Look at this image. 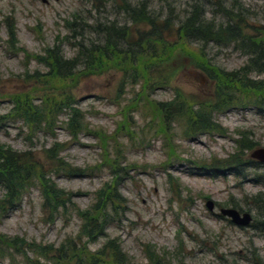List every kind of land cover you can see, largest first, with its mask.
<instances>
[{
	"label": "rangeland",
	"instance_id": "374dc122",
	"mask_svg": "<svg viewBox=\"0 0 264 264\" xmlns=\"http://www.w3.org/2000/svg\"><path fill=\"white\" fill-rule=\"evenodd\" d=\"M137 1L129 0L133 5ZM168 1H175L173 7L179 14L187 7L184 0ZM152 2L150 9L155 14L167 9L158 0ZM115 4L116 0H48L46 5L41 0H0V118L10 114L14 94L29 93L35 104L39 103L43 91L35 85V77L47 70L34 58L69 35L65 26L74 16L89 24L115 20L125 24ZM239 4L247 10L250 23L264 26V0H239ZM206 10L211 18L215 9L209 6ZM11 24L17 40L15 48L8 38ZM87 40L97 39L91 35ZM17 48L22 51L17 52ZM203 52L213 67L228 73L240 70L249 60L232 47L207 45ZM63 53L67 59L75 54L65 41ZM131 74L110 70L99 77L82 79L69 91L87 130L98 132L105 141L97 142L88 134L72 140L63 127L67 117H61L51 135H33L19 122L0 121V145L16 152H32L41 163L45 150L56 144L62 146L59 159L72 172L81 170L83 175H60L53 181L59 189L75 194L74 210L80 211L89 209L94 194L113 180L103 162V150H109L113 157L114 148L120 147L121 169L132 167L131 172H123L124 178L131 179L119 187L125 208L116 223L105 230V237L86 245L91 253L99 251L108 240L119 239L131 264H157L158 260H163L161 264H250L258 257V264H264V233L257 227L237 228L219 215L221 209L234 206L241 214L249 213L252 223L258 221L252 199L264 193V187L253 180L264 174V168H248L245 179L228 172L218 178L210 175L216 161L227 160L236 152L239 135H249L259 148H264V118L250 111L217 115L214 120L225 130L224 138L208 134L190 139L185 137L183 120L161 126L152 103L145 108L137 96L140 87L132 85ZM147 94L155 103H170L176 95L198 103L211 97V87L201 72L187 69L176 75L167 88H154ZM119 128L123 131L117 132ZM207 202L214 204L213 213L207 211ZM46 215L40 191L32 187L18 208L0 220V236L54 250L78 238L82 221L75 214L54 224L46 222ZM85 244L83 239L81 245ZM151 251L154 258L158 257L152 263L147 259ZM3 252L0 264H26L22 255L8 248ZM27 257L30 259L31 254Z\"/></svg>",
	"mask_w": 264,
	"mask_h": 264
},
{
	"label": "trees",
	"instance_id": "16d2710c",
	"mask_svg": "<svg viewBox=\"0 0 264 264\" xmlns=\"http://www.w3.org/2000/svg\"><path fill=\"white\" fill-rule=\"evenodd\" d=\"M158 1L164 3L167 9L163 8L162 12L155 14L150 9L152 0H138L134 5L129 0H116L114 7L118 14L123 15V25L116 20L107 24L98 21L89 24L74 16L66 23L69 35L63 40L70 45L74 56L70 59L64 56L62 41L34 58L37 65L47 70L46 74L37 73L35 77V85L43 91L39 103L35 104L29 93L14 94L11 96L10 114L0 118V121L19 122L33 135H51L59 119L67 117L63 127L72 140L88 134L97 142L105 141L98 132L87 130L84 117L69 91L76 88L82 79L99 77L110 70L131 71L132 85L140 87L137 96L145 108L152 103L151 109L162 127L183 120L185 137L190 139L208 134L224 138L225 130L214 120L217 115L250 111L264 118V78L256 80L264 77V26L250 23L248 12L239 0H184L187 7L183 14L176 12L173 7L175 1ZM209 6L215 9L211 18H208L206 10ZM91 35H95L97 40L89 42L87 39ZM8 38L12 48H15L17 40L12 24L8 27ZM207 45L232 47L249 60L236 72L222 71L206 59L203 47ZM21 51L17 48V52ZM187 69L199 71L206 77L211 97L198 103L187 102L178 95L170 103L150 100L148 92L154 88H167L176 75ZM118 131L123 130L119 128ZM239 137L236 152L227 160L215 162L210 170L212 178L223 177L228 172L236 178L245 179L248 168H264L245 156L246 152L259 148L258 144L247 134ZM62 150L63 147L57 144L45 150L41 163L32 152H16L0 145V188L3 191L0 220L18 208L28 189L38 188L43 211L47 214L46 222L54 224L69 214H75L82 221L78 238L54 250L0 236V258L8 248L15 255H22L26 264H131L119 239L108 240L95 253L89 252L86 247L105 237V230L116 223L120 211L125 208L126 201L119 194V187L123 181L131 179L124 178L123 172L129 173L127 169L131 172L132 167L121 169L123 158L120 147L114 148L113 157L109 155V150H103V162L113 180L94 194L92 205L85 211L74 210L75 194L59 189L53 181L60 175H78L79 178L83 175L81 170L72 172L70 166L59 159ZM171 153L174 156L173 151ZM253 181L264 187V174L255 176ZM252 203L258 221L251 227H257L258 232L264 233V193L254 197ZM233 209L236 208L233 206ZM83 239L86 240L85 245H81ZM152 253L151 258L147 256L150 263L158 259ZM27 254H31L30 259ZM258 260L259 257L257 261L253 258L250 264H258ZM162 262L158 260L156 263Z\"/></svg>",
	"mask_w": 264,
	"mask_h": 264
},
{
	"label": "water",
	"instance_id": "95a60500",
	"mask_svg": "<svg viewBox=\"0 0 264 264\" xmlns=\"http://www.w3.org/2000/svg\"><path fill=\"white\" fill-rule=\"evenodd\" d=\"M45 0H41L44 4ZM248 159L264 166V148H256L248 154ZM209 213H213L215 206L212 202H207L205 205ZM219 215L228 220L233 226L237 228H249L252 225L253 219L249 213L240 214L234 209H221Z\"/></svg>",
	"mask_w": 264,
	"mask_h": 264
},
{
	"label": "flooded vegetation",
	"instance_id": "af4514ba",
	"mask_svg": "<svg viewBox=\"0 0 264 264\" xmlns=\"http://www.w3.org/2000/svg\"><path fill=\"white\" fill-rule=\"evenodd\" d=\"M44 4H45V5L48 4V0H45V1H44Z\"/></svg>",
	"mask_w": 264,
	"mask_h": 264
}]
</instances>
